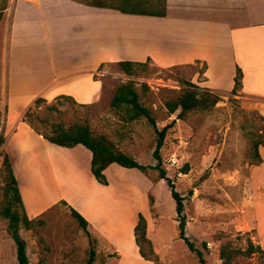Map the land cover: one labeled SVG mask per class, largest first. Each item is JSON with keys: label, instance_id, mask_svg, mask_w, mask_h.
Returning a JSON list of instances; mask_svg holds the SVG:
<instances>
[{"label": "rangeland", "instance_id": "374dc122", "mask_svg": "<svg viewBox=\"0 0 264 264\" xmlns=\"http://www.w3.org/2000/svg\"><path fill=\"white\" fill-rule=\"evenodd\" d=\"M79 1L115 3V0ZM6 5L7 0H0V10ZM108 71L105 91L96 101L86 105L70 99L41 102L29 110L27 121L44 133L50 131L52 124L67 128L87 123L93 135L106 137L119 150L135 157L140 165L154 167L157 164L152 157L157 140L154 129L144 119L125 122L123 111L110 106L115 90L127 81H135L141 104L151 112L157 130L172 124L160 151L162 169L185 198V234L202 252L205 264H221L218 250L226 242L237 249H245L247 238L256 245L260 240L264 245V117L255 109L256 101L238 93L217 94L220 101L212 111L191 112L180 121L176 120L177 113L172 116L167 113L165 103L174 100L187 87L185 83L201 90L197 83L201 82L202 69L196 66L160 69L147 63L138 78L126 77L118 66ZM50 107L56 110L50 111ZM242 127L262 136L259 166L248 158L250 143L243 136ZM17 136L19 141L13 144L17 153L13 152L12 159L20 166L29 188V214L33 217L38 204H50L60 198L82 209L78 203L81 200L94 240L93 264H200L177 237L175 203L165 181L152 185L139 171L115 166L108 171L106 188L88 177L90 160L84 158L87 154L79 158L80 164L69 165L65 161L68 153L58 156L57 149H53L47 158L33 135L22 128ZM78 148L73 149V154L82 149L91 158L87 150ZM171 158L176 165L169 163ZM1 162L0 149V169ZM186 167L189 171L183 175ZM148 174L156 177L158 171L150 170ZM4 185L0 176V264H17L9 220L3 216ZM148 196L153 198L152 207ZM13 210L18 211V206ZM138 214L147 221V235L156 248L151 256L142 244L148 259L139 255L135 243L133 222ZM36 219L42 223L29 230L19 224L18 233L25 242L29 264H86L91 249L89 239L67 206L58 202ZM251 261L264 264V256L255 255ZM244 262L243 258L235 261Z\"/></svg>", "mask_w": 264, "mask_h": 264}, {"label": "crops", "instance_id": "0c3cea01", "mask_svg": "<svg viewBox=\"0 0 264 264\" xmlns=\"http://www.w3.org/2000/svg\"><path fill=\"white\" fill-rule=\"evenodd\" d=\"M119 62H148L160 69L196 66L202 69L198 86L216 95L232 92L240 70L237 93L256 101L254 107L264 117V0H165L164 17L127 15L71 0H7L0 20L1 151L9 158L29 220L63 201L90 221L81 200L79 209L61 198L38 204L31 217L29 188L12 159L19 130L33 135L47 158L57 149L58 156L68 153L66 163L75 166L88 153L80 149L73 154L82 146L49 144L23 122L24 115L37 99L53 102L65 96L79 105L96 101L105 91L108 69ZM115 166L120 167L113 164L104 171L106 188L108 171ZM88 177L95 181L90 165ZM137 221L135 217L133 227ZM257 244L264 250L260 240Z\"/></svg>", "mask_w": 264, "mask_h": 264}, {"label": "trees", "instance_id": "16d2710c", "mask_svg": "<svg viewBox=\"0 0 264 264\" xmlns=\"http://www.w3.org/2000/svg\"><path fill=\"white\" fill-rule=\"evenodd\" d=\"M73 2L84 4L85 6L94 8H105L118 11L127 15H139V16H165V0H115V3H103V2H83L79 0H71ZM6 7L0 10V20L2 18V11ZM147 63H133V62H119L117 64L119 71L128 78H138L139 71H143L147 67ZM242 74L240 70H237L236 77L234 79V88L231 92L232 95H236L237 91L241 87ZM135 81L130 80L119 86L111 99L110 106L114 110L123 111V119L127 123H132L140 119L146 120V122L154 129L157 136L155 149L152 154L153 159L157 162L156 166H143L140 165L134 157L129 153L119 150L113 143H111L104 136H95L90 130L87 123L75 124L65 128L61 124H52L50 131L44 133L39 131L34 125L27 121V118L31 115L28 110L24 115L23 122H25L36 134L41 136L46 142L56 147L63 149H73L77 146H82L91 154L90 161V174L93 179L103 185L107 186L108 182L104 171L111 165L116 164L125 169H135L141 172L146 178H148L152 184H157L160 181H165L171 194V198L175 203V214L177 221V237L187 247V249L195 254L200 264H205L203 254L197 250L194 244L189 240L185 234L186 217L184 215V201L182 197L175 189L171 180L166 176V172L162 169V159L160 151L164 144L166 133L171 125L164 127L162 130H157L155 119L152 117L151 112L141 104L139 96L135 90ZM187 86L180 91V94L171 101L165 103L167 113L172 116L177 113L176 120L184 121L187 115L191 112L208 113L212 111L219 103L220 98L216 94L208 90H200L193 84L185 83ZM146 87V86H145ZM59 99H70L69 97L62 96ZM73 101V100H72ZM42 99H37L34 102V107H38ZM75 102V101H74ZM50 111H55V107H50ZM44 123L45 120H42ZM174 123V122H172ZM242 134L250 143V150L248 158L254 162L256 166L262 164V158L259 153L260 147H263V139L261 134H255L247 127H242ZM4 143V138L0 136V149ZM2 162L0 169V176H3L4 185V197L6 200V207L3 210V216L9 220V233L12 241L16 246V261L17 264H29V260L26 253L25 242L19 236V224H22L24 229L29 230L34 224H41V220L33 219L29 220L24 211L23 203L20 197L18 184L14 176L10 161L6 153L1 151ZM158 171L156 177H152L148 174V171ZM186 167L182 174L188 173ZM192 195V192H189ZM150 207L153 206L154 201L152 196H148ZM62 205L67 204L61 201ZM14 206H18V211L13 210ZM68 207V206H67ZM70 215L78 223L79 227L86 234L89 239L90 252L86 264H93L95 259V252L93 249L94 240L91 239L89 232L88 222L73 208L68 207ZM135 243L139 247V255L143 259H148L144 252L142 244L147 247V253L154 256V250L152 242L147 238V222L145 218L138 214V221L133 229ZM205 247V246H204ZM219 260L221 264H236L235 261L238 258L245 260L242 264H254L251 259L253 256H264V250L259 246L253 244L250 238L246 240L245 249L234 248L231 242H226L219 247L218 250Z\"/></svg>", "mask_w": 264, "mask_h": 264}, {"label": "built area", "instance_id": "2783aa9c", "mask_svg": "<svg viewBox=\"0 0 264 264\" xmlns=\"http://www.w3.org/2000/svg\"><path fill=\"white\" fill-rule=\"evenodd\" d=\"M169 163L173 166V165H176V161L173 159V158H171L170 160H169Z\"/></svg>", "mask_w": 264, "mask_h": 264}]
</instances>
